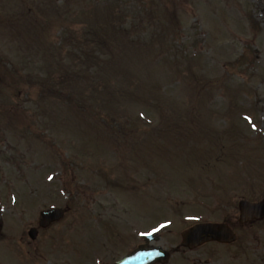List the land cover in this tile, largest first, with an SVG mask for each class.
<instances>
[{
    "label": "rangeland",
    "instance_id": "374dc122",
    "mask_svg": "<svg viewBox=\"0 0 264 264\" xmlns=\"http://www.w3.org/2000/svg\"><path fill=\"white\" fill-rule=\"evenodd\" d=\"M0 63V221L24 210L28 222L39 202L64 206L69 187V223L56 235L69 229L59 237L69 264H87L88 245L125 246L115 220L97 224L109 215L131 211L149 226L168 204L177 233L207 207L219 219L264 195V0H0ZM245 109L256 111L249 124ZM117 127L128 132L122 148ZM206 150L221 162L202 167ZM15 190L34 202L13 207ZM220 195L232 196L210 200ZM6 228L3 251L23 232ZM237 231L240 264H264V226ZM198 253L183 256L196 264Z\"/></svg>",
    "mask_w": 264,
    "mask_h": 264
},
{
    "label": "flooded vegetation",
    "instance_id": "af4514ba",
    "mask_svg": "<svg viewBox=\"0 0 264 264\" xmlns=\"http://www.w3.org/2000/svg\"><path fill=\"white\" fill-rule=\"evenodd\" d=\"M69 208V204L67 205ZM25 214V212H10L8 213L7 221H2L0 223V228L6 227V231L10 234H15L17 235L21 229H22V234L19 236V238L15 239L16 243L11 244L9 242L4 244V247L6 250L4 251V256L6 259H2L1 262L2 264H46L47 262L51 264H69V259H62L58 258V253H57V248L55 245L46 242L45 240L51 239V235L53 234L52 229L55 228V231L58 229V226L61 225L63 222H65L66 219H62L59 222L52 223L50 227L47 228H41L40 227V220L38 217L34 215H30V222H24L23 218L21 215ZM69 215V210L67 212ZM237 216V215H236ZM235 215L233 216L230 214L228 218L224 219V222L229 224L233 229H236L237 224H239L237 217ZM69 217V216H68ZM69 223V221H68ZM256 222L249 223L246 225H242L245 228L252 227ZM37 231L34 237V240L26 233L27 229L29 230L30 228H33ZM54 231V232H55ZM236 231V230H235ZM47 234L46 237H42V234ZM56 233V232H55ZM43 234V235H44ZM238 238L237 240L232 243V244H224V243H219V242H211V243H206L198 248H195V252H199L197 255L198 256H205L204 259H201V257L197 258V261L199 263H202V261H205V264H208L209 262H214V264H232L231 261H240L242 260L243 262H246L243 257L246 253H241L238 256V250L233 252L230 247H233L237 244L239 241L240 237L237 235ZM6 238L9 240L10 238H14L13 236H6ZM161 236H158V241H160ZM18 240V241H17ZM41 240V243H40ZM43 240V243H42ZM131 240L133 241H138L137 237H132ZM145 241H138L136 244V247L139 244H143ZM150 244H146V248L148 249L150 247ZM153 245V244H151ZM214 245L213 250H207V246ZM218 247V248H217ZM41 248H44L45 250V255L41 252ZM175 253L172 255V260L174 258V255H180L182 253H185L187 249L184 248H174ZM177 249V250H176ZM52 253H51V252ZM221 252V253H220ZM51 256V259H41V257H46V256ZM212 255V259H208V257ZM218 256V257H217ZM248 258L246 257V260ZM174 261L179 262V259H174ZM252 262L255 264H260L259 259H252Z\"/></svg>",
    "mask_w": 264,
    "mask_h": 264
},
{
    "label": "water",
    "instance_id": "95a60500",
    "mask_svg": "<svg viewBox=\"0 0 264 264\" xmlns=\"http://www.w3.org/2000/svg\"><path fill=\"white\" fill-rule=\"evenodd\" d=\"M241 208H242V212L246 216L244 219L263 218L264 217V201L261 203H258V204H252L249 202H241ZM200 228L201 227H198L196 230L193 229L196 231L195 234L197 232L200 233V230L197 231ZM205 233H206V231H203L201 234H205ZM213 237H217V236H213Z\"/></svg>",
    "mask_w": 264,
    "mask_h": 264
},
{
    "label": "snow or ice",
    "instance_id": "6c2138e0",
    "mask_svg": "<svg viewBox=\"0 0 264 264\" xmlns=\"http://www.w3.org/2000/svg\"><path fill=\"white\" fill-rule=\"evenodd\" d=\"M253 127H255V125H253Z\"/></svg>",
    "mask_w": 264,
    "mask_h": 264
}]
</instances>
